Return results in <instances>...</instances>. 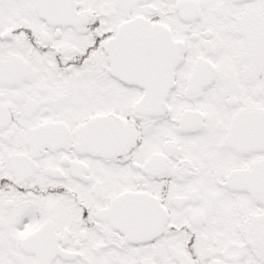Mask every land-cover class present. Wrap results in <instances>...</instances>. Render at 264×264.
<instances>
[{"label":"snow or ice","instance_id":"snow-or-ice-1","mask_svg":"<svg viewBox=\"0 0 264 264\" xmlns=\"http://www.w3.org/2000/svg\"><path fill=\"white\" fill-rule=\"evenodd\" d=\"M0 264H264V0H0Z\"/></svg>","mask_w":264,"mask_h":264}]
</instances>
